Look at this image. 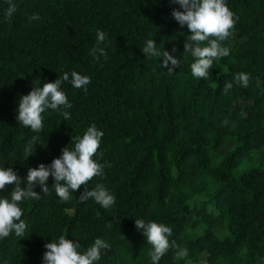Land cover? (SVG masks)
Returning <instances> with one entry per match:
<instances>
[{"label":"trees","instance_id":"16d2710c","mask_svg":"<svg viewBox=\"0 0 264 264\" xmlns=\"http://www.w3.org/2000/svg\"><path fill=\"white\" fill-rule=\"evenodd\" d=\"M16 3L18 11L5 20L0 0V166L23 180L29 167L50 163L95 124L103 132L104 169L67 202L56 196L51 177L47 194L21 202L26 230L0 240V264H42L44 245L61 235L81 251L95 238L108 241L98 264H151V245L134 225L139 218L172 229L176 247L159 264H264V0H227L235 18L223 42L229 55L200 80L183 53L190 33L171 17L179 8L170 0ZM33 13L41 19L29 24ZM97 30L106 34V58L89 54ZM147 39L170 54L175 48L180 66L173 74L160 58L143 55ZM71 71L90 83L86 92L63 83L69 120L49 109L39 133L16 121L21 95ZM240 72L250 77L247 88L234 84L224 93ZM33 135L38 144L25 158ZM97 183L115 195L111 208L77 200ZM13 187L0 197H10ZM182 249L187 256L177 258Z\"/></svg>","mask_w":264,"mask_h":264},{"label":"clouds","instance_id":"9594fccd","mask_svg":"<svg viewBox=\"0 0 264 264\" xmlns=\"http://www.w3.org/2000/svg\"><path fill=\"white\" fill-rule=\"evenodd\" d=\"M6 7L3 17L9 20L18 11L16 0H3ZM178 5L173 8L171 17L183 28L186 26L189 35L183 44V53L191 57V75L194 79H207L210 76L213 62L229 55V47L224 45L235 24L234 13L227 6V0H170ZM41 17L33 13L29 24L39 21ZM106 40V34L97 30L95 45L90 49L93 59L106 58L105 48L101 45ZM175 48L172 54L163 49V44L157 45L153 39H147L141 50L143 55L160 58V67L166 73L173 74L180 66V59L175 58ZM249 75L244 72L236 73L232 82H225L224 93H228L233 85L247 88ZM69 82L73 88L87 91L90 78L76 71L64 72L52 82L42 83V86L32 87L26 95H21L15 108L16 121L33 133H39L43 128L44 113L49 109L56 111L67 121L71 118L69 109L72 105L68 100L62 85ZM103 132L95 124L87 127L82 135L71 137L72 146L61 149L60 155L50 163H39L35 168L29 167L21 180L11 167L0 166V191L12 185L10 197H0V240L14 234L23 237L26 223L21 219L23 209L20 203L41 199V194L49 191L48 180L52 178V187L61 202L69 201L72 193L86 185L94 176H102L104 165L99 163L98 148ZM39 137L33 135L24 146L25 158L33 154V148L38 144ZM94 157H96L94 159ZM23 182L24 187H21ZM38 187L39 192L34 191ZM115 195L103 184L97 183L91 190L85 188L79 195L78 201L84 203L92 200L103 209L111 208L115 203ZM134 225L146 242L151 245L149 252L151 264H159L161 258L170 247H176L175 241L169 240L172 235L171 227L154 221L135 219ZM46 251L42 255V264H98L105 251L111 244L102 238H95L93 243L81 251V244L76 240L66 239L65 235L47 242ZM187 249L177 251V258L187 256Z\"/></svg>","mask_w":264,"mask_h":264}]
</instances>
